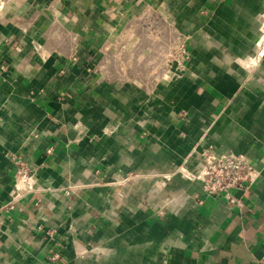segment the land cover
<instances>
[{"label":"crops","instance_id":"obj_1","mask_svg":"<svg viewBox=\"0 0 264 264\" xmlns=\"http://www.w3.org/2000/svg\"><path fill=\"white\" fill-rule=\"evenodd\" d=\"M147 12L188 37L186 69L117 67ZM263 16L264 0H0V264H264ZM207 148L261 170L238 204L190 176ZM15 154L42 189L7 211Z\"/></svg>","mask_w":264,"mask_h":264},{"label":"built area","instance_id":"obj_2","mask_svg":"<svg viewBox=\"0 0 264 264\" xmlns=\"http://www.w3.org/2000/svg\"><path fill=\"white\" fill-rule=\"evenodd\" d=\"M192 58L188 50V37L178 33L177 43L168 61V65H175L176 70L186 69L187 62ZM92 72V67H87ZM201 168L190 176L201 183L202 190L209 195L223 196L230 205L238 204L240 199L233 193V189L248 190L261 176V170L256 167L253 160L245 153H218L212 148L202 152ZM15 166V181L11 191V199L4 207L13 210L16 203L27 194H35L42 189L37 179L35 168L21 154L12 157ZM65 193L70 195L71 191ZM60 259V254L54 252L52 260ZM261 259L264 261V251ZM200 264V263H194Z\"/></svg>","mask_w":264,"mask_h":264},{"label":"rangeland","instance_id":"obj_3","mask_svg":"<svg viewBox=\"0 0 264 264\" xmlns=\"http://www.w3.org/2000/svg\"><path fill=\"white\" fill-rule=\"evenodd\" d=\"M171 21L169 16L156 12H147L141 17L132 32L123 39L129 43L126 50L121 47L118 51L119 55L123 50L120 55L122 59L117 60V67H122V71L127 69V75L134 77L165 73L164 68L168 67L178 36ZM126 60L131 63L125 68L122 63Z\"/></svg>","mask_w":264,"mask_h":264},{"label":"bare ground","instance_id":"obj_4","mask_svg":"<svg viewBox=\"0 0 264 264\" xmlns=\"http://www.w3.org/2000/svg\"><path fill=\"white\" fill-rule=\"evenodd\" d=\"M261 21L263 23V25H262L263 26V34L260 37L259 44L262 47V52H263L264 51V16L262 17Z\"/></svg>","mask_w":264,"mask_h":264}]
</instances>
